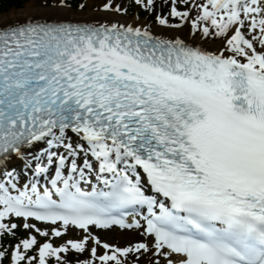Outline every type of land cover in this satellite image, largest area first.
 Returning a JSON list of instances; mask_svg holds the SVG:
<instances>
[{
    "label": "snow or ice",
    "instance_id": "obj_1",
    "mask_svg": "<svg viewBox=\"0 0 264 264\" xmlns=\"http://www.w3.org/2000/svg\"><path fill=\"white\" fill-rule=\"evenodd\" d=\"M164 3L215 49L68 0L0 22V264H264V0Z\"/></svg>",
    "mask_w": 264,
    "mask_h": 264
},
{
    "label": "bare ground",
    "instance_id": "obj_2",
    "mask_svg": "<svg viewBox=\"0 0 264 264\" xmlns=\"http://www.w3.org/2000/svg\"><path fill=\"white\" fill-rule=\"evenodd\" d=\"M22 7L21 9H23ZM20 9H10L6 13L0 14V22H3V18L7 16L9 20H12L14 18L15 11H19ZM61 15H64L66 17H69L72 19V21H80V22H119V23H131V24H146L143 21H138L136 19H129L123 14H117L110 11H101V10H92L87 9L85 11L81 12H74L70 8L68 9H61L60 11ZM153 29L157 34H163L170 38L174 37L175 35H179L180 37L184 34L185 28L182 27L180 29H169V28H162L159 26H153ZM188 40L196 39L198 41H201V38L199 36L193 37L191 34L185 36ZM202 46L207 47L209 50H214L216 45L219 43V40H213L212 38H207L204 41H201ZM105 235L108 238H111L113 244H117V242H126V243H134L135 241L141 239L137 238V230H122L120 228H111L107 229L105 231Z\"/></svg>",
    "mask_w": 264,
    "mask_h": 264
},
{
    "label": "rangeland",
    "instance_id": "obj_3",
    "mask_svg": "<svg viewBox=\"0 0 264 264\" xmlns=\"http://www.w3.org/2000/svg\"><path fill=\"white\" fill-rule=\"evenodd\" d=\"M113 1H115V0H113ZM118 1H121V2H123V0H116V2H118ZM86 6H85V8L83 9V10H73V11H75V12H79V11H85V10H89V9H92V10H97V8H98V6L100 5V4H103V3H105L106 2V0H86ZM25 4V3H24ZM24 4H23V6L22 7H24ZM19 9H21V8H19ZM18 10V9H17ZM4 13H6V12H4ZM0 14H2V13H0Z\"/></svg>",
    "mask_w": 264,
    "mask_h": 264
},
{
    "label": "trees",
    "instance_id": "obj_4",
    "mask_svg": "<svg viewBox=\"0 0 264 264\" xmlns=\"http://www.w3.org/2000/svg\"><path fill=\"white\" fill-rule=\"evenodd\" d=\"M25 0H1L0 11H5L10 7H20Z\"/></svg>",
    "mask_w": 264,
    "mask_h": 264
}]
</instances>
